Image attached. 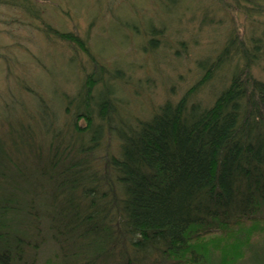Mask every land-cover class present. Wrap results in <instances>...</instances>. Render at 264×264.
I'll list each match as a JSON object with an SVG mask.
<instances>
[{
	"label": "trees",
	"instance_id": "trees-1",
	"mask_svg": "<svg viewBox=\"0 0 264 264\" xmlns=\"http://www.w3.org/2000/svg\"><path fill=\"white\" fill-rule=\"evenodd\" d=\"M148 31L153 51L163 30ZM46 33L86 54L92 69L76 97L61 98L65 125L46 105L35 118L20 103L22 119L0 120V264H34L45 241L62 264H206L210 230L229 231L264 207L259 46L250 53L233 36L211 64L199 62L203 75L178 100L130 120L115 95L123 73L99 64L77 35ZM235 44L231 76L203 99Z\"/></svg>",
	"mask_w": 264,
	"mask_h": 264
},
{
	"label": "rangeland",
	"instance_id": "rangeland-1",
	"mask_svg": "<svg viewBox=\"0 0 264 264\" xmlns=\"http://www.w3.org/2000/svg\"><path fill=\"white\" fill-rule=\"evenodd\" d=\"M151 26L163 30L153 51L147 43ZM50 28L77 35L99 64L123 73L115 95L130 120L147 119L165 101L178 100L203 75L199 62L211 64L233 36L250 53L259 46L252 74L264 81V0H0V120L22 119L20 103L35 118L48 106L56 126L69 121L61 98L79 94L92 64L77 47L47 34ZM238 47H231L232 63L215 73L203 99L223 88L239 61ZM0 133L7 137L1 123ZM109 145L116 154L117 137L110 136ZM228 230L215 228L203 239L206 264H264V207ZM61 260L57 247L45 241L34 264Z\"/></svg>",
	"mask_w": 264,
	"mask_h": 264
}]
</instances>
